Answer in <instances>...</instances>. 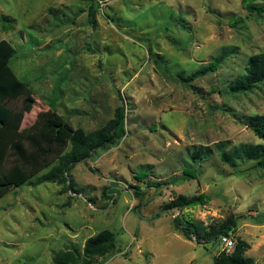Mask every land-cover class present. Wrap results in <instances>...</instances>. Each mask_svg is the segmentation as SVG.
<instances>
[{
	"label": "rangeland",
	"instance_id": "rangeland-1",
	"mask_svg": "<svg viewBox=\"0 0 264 264\" xmlns=\"http://www.w3.org/2000/svg\"><path fill=\"white\" fill-rule=\"evenodd\" d=\"M93 5L95 27L84 0H0V41L16 50L10 66L28 91L9 103L23 111L22 129L52 110L90 134L122 107L127 129L79 163L71 182L33 186L50 167L0 200V264H216L238 248L264 264V169L255 161L231 168L220 156L222 147L263 143L242 121L264 115V82L245 93L230 86L264 54V0ZM222 54L215 72L178 79ZM198 151L201 160L193 158ZM185 168L195 169L191 177ZM106 188L119 192L104 197ZM201 195L204 204L164 210ZM176 218L202 231L191 227L190 241ZM230 221L235 247L222 252L207 236ZM104 232L115 241L100 257L89 241Z\"/></svg>",
	"mask_w": 264,
	"mask_h": 264
},
{
	"label": "trees",
	"instance_id": "trees-1",
	"mask_svg": "<svg viewBox=\"0 0 264 264\" xmlns=\"http://www.w3.org/2000/svg\"><path fill=\"white\" fill-rule=\"evenodd\" d=\"M91 2L89 16L93 27L96 25L94 2L96 0H84ZM249 9H255L252 4ZM16 55L14 47L5 40L0 41V200L4 199L11 191L23 187L28 181L39 176L44 170L51 167V170L43 177L37 178L33 186L45 182H53L59 178L71 182L68 178L71 171L81 162L90 159L99 149L108 148L117 144L127 134L125 123V109L119 108L116 118L106 127L90 134H85L82 130H75L72 126L64 124L59 116L51 111L42 113L36 122L27 129H22L24 113L17 110L9 103L20 100L28 96V91L24 83L18 79L10 66L12 58ZM154 58V56H152ZM226 58L222 54L215 58L210 65L194 72L189 77L180 74L178 79L184 83H190L198 78L206 76L210 72H215ZM155 63L159 64L157 60ZM264 82V54L253 57L250 60V67L247 73L234 85L230 86L231 93H245L251 91L257 84ZM242 124L251 129L254 134L263 141L261 144H240L232 151L221 148V160L231 168H238L242 161H255L257 165L264 169V115L248 117ZM201 151L193 154L195 160L204 157ZM207 156V155H206ZM195 169L185 168L184 174L191 177ZM137 180L144 181L147 174L137 173ZM31 183V182H29ZM152 186V185H149ZM136 190V195H143L140 187H132ZM118 190L106 188L103 191L104 197L110 194H118ZM206 197L203 195L187 198L179 197L172 205L164 210L177 208L184 210L204 204ZM174 227L190 241L193 240L194 230L202 231L197 224L185 225L180 219L173 221ZM234 221L222 225L213 234H208L210 240H220L222 236H231L235 233ZM114 235L104 232L98 237L89 241V246L95 254L104 257L107 250L114 244ZM238 254L228 256L222 253L216 259V264H253L250 258H244L243 248H238Z\"/></svg>",
	"mask_w": 264,
	"mask_h": 264
},
{
	"label": "built area",
	"instance_id": "built-area-1",
	"mask_svg": "<svg viewBox=\"0 0 264 264\" xmlns=\"http://www.w3.org/2000/svg\"><path fill=\"white\" fill-rule=\"evenodd\" d=\"M219 247L222 252H230L235 247V241L231 236H222L219 240Z\"/></svg>",
	"mask_w": 264,
	"mask_h": 264
}]
</instances>
